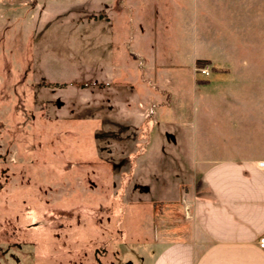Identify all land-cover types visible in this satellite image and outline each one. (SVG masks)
<instances>
[{
    "label": "rangeland",
    "instance_id": "1",
    "mask_svg": "<svg viewBox=\"0 0 264 264\" xmlns=\"http://www.w3.org/2000/svg\"><path fill=\"white\" fill-rule=\"evenodd\" d=\"M115 1L0 0V264H150L190 234L202 104L264 95V0ZM218 31L217 69L187 71Z\"/></svg>",
    "mask_w": 264,
    "mask_h": 264
},
{
    "label": "crops",
    "instance_id": "2",
    "mask_svg": "<svg viewBox=\"0 0 264 264\" xmlns=\"http://www.w3.org/2000/svg\"><path fill=\"white\" fill-rule=\"evenodd\" d=\"M211 36H216V40L210 39ZM206 39L204 44L209 46L210 53L192 57L187 71L193 73L198 59L209 61L206 65L211 68L210 74L217 69L218 54H213L220 43V31L209 32ZM156 62L154 54L146 62L144 74L151 76L149 70L157 68ZM242 63L250 72L259 74L260 67L252 61ZM168 65L176 67L179 63L172 60ZM173 90L176 91L175 87ZM139 91L134 97L141 101L138 106L149 104L158 118L164 115L159 109L170 108L167 94L162 96L150 89L147 96H139ZM220 92L219 101L202 104L198 134L193 137V161L188 163L195 180L186 219L190 234L187 239H180L177 232L164 229L150 264H264V248L258 245V239L264 236V168L258 166L264 161V95L256 86L255 92L240 91L241 97L234 101L225 87ZM150 117L140 118V122ZM172 130L174 141L185 142L182 129ZM136 156H132L133 166ZM184 156L187 159L185 153Z\"/></svg>",
    "mask_w": 264,
    "mask_h": 264
},
{
    "label": "built area",
    "instance_id": "3",
    "mask_svg": "<svg viewBox=\"0 0 264 264\" xmlns=\"http://www.w3.org/2000/svg\"><path fill=\"white\" fill-rule=\"evenodd\" d=\"M194 70L203 75H208L210 73V67H208V65L195 67ZM258 166L264 168V161H260ZM258 245L264 248V236L258 239Z\"/></svg>",
    "mask_w": 264,
    "mask_h": 264
},
{
    "label": "trees",
    "instance_id": "4",
    "mask_svg": "<svg viewBox=\"0 0 264 264\" xmlns=\"http://www.w3.org/2000/svg\"><path fill=\"white\" fill-rule=\"evenodd\" d=\"M121 1H123V0H116L115 2L120 3ZM208 63H209L208 60L198 59V60L195 61V65H197V66H204V65H206ZM54 86H56V84H54ZM58 86H63V85L62 84L61 85L59 84Z\"/></svg>",
    "mask_w": 264,
    "mask_h": 264
}]
</instances>
